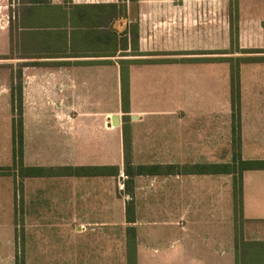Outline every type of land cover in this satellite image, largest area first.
<instances>
[{
	"label": "crops",
	"instance_id": "obj_1",
	"mask_svg": "<svg viewBox=\"0 0 264 264\" xmlns=\"http://www.w3.org/2000/svg\"><path fill=\"white\" fill-rule=\"evenodd\" d=\"M237 2L239 45L264 49V0ZM207 11H220V5L194 0L21 4L18 42L26 50L37 48L20 57L23 165L119 167L117 176L21 177L25 264H264V168L242 172L237 218L232 174L188 171L195 164L233 159L229 69L215 51L192 53L207 37L214 45L220 41V25L208 32L188 26L195 18L190 13ZM242 14L250 15V24H243ZM131 22L138 25L133 49L125 32ZM51 45L59 53L45 54ZM122 59L132 60L126 113ZM239 77V154L242 160H264V61L241 62ZM162 86L165 93L159 96ZM11 119V102L0 101V166L12 164ZM123 127L130 135L132 164L187 170L135 175L125 190ZM15 177L19 181L13 171L0 175V221L5 220L0 264L16 263ZM129 200L133 223L125 219ZM127 226L134 227L133 234ZM48 252L54 256L42 258Z\"/></svg>",
	"mask_w": 264,
	"mask_h": 264
},
{
	"label": "trees",
	"instance_id": "obj_2",
	"mask_svg": "<svg viewBox=\"0 0 264 264\" xmlns=\"http://www.w3.org/2000/svg\"><path fill=\"white\" fill-rule=\"evenodd\" d=\"M134 2L136 0H130ZM36 2H45V0H36ZM233 26L230 24V32L233 33ZM130 35L131 48L135 46L138 36V25L131 22L127 28ZM237 32V28H235ZM127 38H125V42ZM242 52H264V49L245 48ZM218 59V58H217ZM221 61L229 62L230 75V106H231V145L233 147V159L229 163L220 164H195L188 168L191 173H223L232 174L233 177V210L235 218L241 215V174L244 170L264 168V160H242L239 154L241 136V100H240V77L239 64L241 62L264 61V56H222ZM131 59L119 60L120 64V97L121 109L124 113L128 112L129 107V75L128 65ZM18 78H21L19 71ZM11 101V142H12V164L18 177H41V176H92V175H110L117 176L119 167L117 165L108 166H61V167H43V166H24L23 165V119H22V83L19 81L10 87ZM126 117V115H125ZM123 148H124V185L125 190L130 191V186L135 175L147 174H168L175 171H181L187 168H179L175 165L161 164H138L131 162L130 154V135L123 127ZM2 168H0L1 171ZM125 219L127 223L134 222V203L129 200L125 204ZM127 232L133 234L134 227L127 226ZM130 256V254H129ZM17 264V262H16Z\"/></svg>",
	"mask_w": 264,
	"mask_h": 264
},
{
	"label": "rangeland",
	"instance_id": "obj_3",
	"mask_svg": "<svg viewBox=\"0 0 264 264\" xmlns=\"http://www.w3.org/2000/svg\"><path fill=\"white\" fill-rule=\"evenodd\" d=\"M26 0H0V101L8 100L10 101L9 90L11 85H15L19 81L21 82V78H18L17 75L19 71H21L22 67V59L20 58L22 55H27V53H31L35 51L37 48H27L23 49L21 44L18 42L19 37L17 35L19 21L17 18L18 12H20L21 4L24 3ZM174 3H181V0H173ZM238 0H194V3L198 4H216L220 5V11L216 12H199V13H190V16L193 18L189 22L188 26L191 27H199L205 28V31L208 32L210 28L215 25L216 30L217 27L220 25L221 27V38L218 42L216 40L215 45L213 42L209 40L207 37L206 42L203 44L201 43L198 45L199 49L194 52L192 49V53L199 54H209L216 52V54H220L221 56H231L232 58H236L237 56H261L262 52H253L247 53L242 52V48L239 45L237 40L238 36V25L240 21V14L237 11ZM243 16V24H250L251 20L247 19L250 17L249 14H242ZM197 17V19H196ZM180 24V22L178 23ZM230 24L233 26V33L230 32ZM178 27H180L178 25ZM235 28H237V32H235ZM50 47V46H49ZM196 48L197 46H190V48ZM197 47V48H198ZM44 48V47H43ZM41 48L44 52V49ZM215 48V49H213ZM249 48V47H248ZM257 48V47H252ZM46 49V48H45ZM188 53V51H185ZM45 54H55L59 53V50L56 46L51 45L50 48H47L44 52ZM190 53V51H189ZM188 55V54H185ZM210 55V54H209ZM208 56V55H206ZM204 59H213V58H204ZM217 59V58H216ZM224 66H227L229 69V62L222 61ZM160 80V78H159ZM159 91V96H163L165 93V87L157 88ZM11 102V101H10ZM124 117V116H122ZM128 118V117H124ZM129 119V118H128ZM222 159H226L225 157ZM11 162L5 165H1L0 168V175H8L12 171L14 175L16 172L14 171L13 167H11ZM10 165V166H9ZM113 178H111L112 180ZM117 180V178H114ZM14 182L17 184L15 185V199H14V209L15 213H18L17 220H15V230H16V262L17 264H25L23 259V251L21 248V221H20V213H21V194H20V185H21V178L19 177V181H16V177L14 178ZM0 221L1 223H5ZM18 230V231H17ZM15 251V250H14ZM57 255V254H56ZM53 257L54 253L48 252L43 254L42 258L44 257ZM38 258L37 254H35V259ZM30 264H37L36 261ZM16 264V263H15ZM45 264V263H42ZM53 264V263H52Z\"/></svg>",
	"mask_w": 264,
	"mask_h": 264
},
{
	"label": "water",
	"instance_id": "obj_4",
	"mask_svg": "<svg viewBox=\"0 0 264 264\" xmlns=\"http://www.w3.org/2000/svg\"><path fill=\"white\" fill-rule=\"evenodd\" d=\"M116 118H117L116 115H113V116L111 117V122H112L113 125H116V124H117V123L115 122Z\"/></svg>",
	"mask_w": 264,
	"mask_h": 264
}]
</instances>
